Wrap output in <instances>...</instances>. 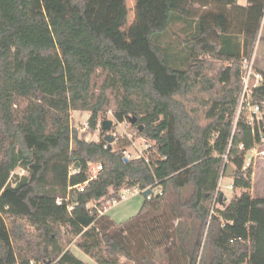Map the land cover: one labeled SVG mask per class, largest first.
Returning a JSON list of instances; mask_svg holds the SVG:
<instances>
[{
	"label": "trees",
	"instance_id": "16d2710c",
	"mask_svg": "<svg viewBox=\"0 0 264 264\" xmlns=\"http://www.w3.org/2000/svg\"><path fill=\"white\" fill-rule=\"evenodd\" d=\"M90 1L0 0V76L23 99L0 93V264H85L65 227L90 264H264V196L252 195L254 170L245 167L264 142L244 115L235 125L241 61L253 56L264 0H161L162 23L149 24L139 44L122 29L127 0H103L96 23ZM254 99L264 100V80ZM109 109L152 141V166L125 160L127 138L110 149L103 135L86 140L71 124L72 111L88 110L89 129H102ZM225 161L242 193L213 204ZM91 163L103 169L89 180ZM17 168L28 173L13 184ZM137 186L162 194L122 224L97 212ZM169 192L176 201L165 200ZM165 203L172 217L162 219Z\"/></svg>",
	"mask_w": 264,
	"mask_h": 264
},
{
	"label": "rangeland",
	"instance_id": "374dc122",
	"mask_svg": "<svg viewBox=\"0 0 264 264\" xmlns=\"http://www.w3.org/2000/svg\"><path fill=\"white\" fill-rule=\"evenodd\" d=\"M136 1L137 0H127L128 6L130 8V12L127 21L122 26V29L125 31L128 40H130L133 44H139L141 42L143 34L146 31L149 24L155 26L161 25L163 13H164V4L163 2H161V0H156L152 4L146 5L142 11L136 7ZM90 4L95 8L91 16V20L95 23L101 21L103 19L101 15V11L103 8H105V2L103 0H91ZM177 31L180 37L183 39V41L187 38H190L191 36L190 34L187 33V31H189L188 28H186L183 31L182 27L179 26ZM169 38H173V37L170 36ZM164 39L166 40L167 38ZM183 41H180L181 43L180 47L184 49L185 44H183ZM255 49L258 57L257 59H259L264 65V19L261 28L259 30L258 40L256 42ZM255 49L253 55H255ZM255 66L259 68L257 65V61L255 62ZM0 93L10 103L17 101L18 99L21 102L23 100L21 99L19 88L15 84H13L11 79L6 75L0 76ZM90 115L91 112L88 110L72 111L71 113L72 126H75L76 128L81 130V128L84 126V123L89 121ZM108 119H111L109 115H108ZM117 129L121 130L120 126H117ZM81 132L85 133V139L89 141L100 140V138H102V135L103 137H105L107 134V132L102 130L101 128L94 131L90 129H86L85 131L81 130ZM120 138L122 137H117L115 140L118 143H120V141H118V139ZM138 143L140 142L138 141ZM133 149L134 148H131V150ZM258 149L249 150L246 154V161L250 160ZM261 149H264V145L262 146ZM90 168H92V165L89 166V169ZM253 170L255 174H253L254 184L251 193L252 195L253 194L264 195V155H259L257 159L253 161ZM27 173L28 172L26 170L22 168H17L12 175V183L13 184L16 183L22 176L26 175ZM232 183H233V178L230 176H224L220 183L221 193H224L227 202H229L232 199V197H234L235 195H240L242 193V190L240 188L227 187L229 185H232ZM160 190L161 188L154 189L156 193H158ZM133 192H135V190H133ZM191 192H192V188L190 186L183 190L184 196H189ZM176 198L177 196H173L169 192L165 200L176 201ZM145 200H146V196L143 193H133V194L128 193L127 197L122 199L121 201L114 202L111 205L108 203L107 206L110 207L108 208L105 214H107L114 222L118 224L125 223L130 218L134 217L139 213L141 206L143 205ZM165 205H166L165 210L166 212H168L169 210L168 204L165 203ZM184 213H187V211H185ZM168 216L172 217L171 212L170 213L168 212L161 218L164 219L167 218ZM187 223L188 226H190L192 223L191 219L187 220ZM141 228L146 229V227L143 225L141 226ZM65 231H66L65 237L68 242V247L71 248L76 253L77 256L82 258L85 261V264L96 263L94 258H92L90 255L85 254L82 250L76 247L75 245L76 237L72 235L68 227H65ZM125 260H126L125 257H121V261L124 262ZM125 262L127 264H132V262L130 261H125Z\"/></svg>",
	"mask_w": 264,
	"mask_h": 264
},
{
	"label": "built area",
	"instance_id": "2783aa9c",
	"mask_svg": "<svg viewBox=\"0 0 264 264\" xmlns=\"http://www.w3.org/2000/svg\"><path fill=\"white\" fill-rule=\"evenodd\" d=\"M254 56V55H253ZM243 57L241 61V67H242V90L238 98V104L235 111V125L238 120V117L240 115H244L247 119V122L251 125L252 130L254 133L259 132L260 134V140L261 142H264V100L262 101H256L254 99V89L258 88L263 83V74L256 68L255 66V59L254 57ZM111 117V119L114 121L113 128L109 131L112 135L115 136V139L117 137H123L127 138L129 141V144L127 147L123 149V155L125 159H136L141 158L144 159L145 162L152 166L153 163L156 162V160L159 158V154L157 151L151 150L152 147V141L150 139H147L145 137H138L137 134L130 130V124L128 121L119 122L114 117L113 111L109 110L107 113ZM117 126H120L121 130L117 129ZM90 123L89 121L84 123V126L81 128V130L85 131L86 129H89ZM138 141L140 143H138ZM262 145H258L250 150L258 149L257 152L253 155V157L246 161L245 158V167H249L250 165L253 166V161L257 159L259 155H264V149H261ZM243 146V145H241ZM131 148H134L131 150ZM92 165V168L89 169V180H92L96 178L99 174V172L103 169L102 164H90ZM227 161L223 164V168L221 171V177L219 181V186L217 189V192L215 194V197L213 199V204L217 203V199L220 198L221 194V180L224 176H226L227 172ZM79 169L77 167L72 168L71 174L77 173ZM88 180V181H89ZM85 183L81 184L78 188L80 191H83L85 188ZM228 188H232V185L227 186ZM151 190V193L146 195L147 199L154 198L158 193L162 194V191H159L156 193L153 188L147 187L145 189L140 188L139 186L128 188L125 187L121 190V198L124 199L127 197L128 193H145L147 190ZM135 190V192H133ZM57 203L61 202V198H58L56 200ZM117 202V199L109 200L108 203L111 205L112 203ZM93 207L95 206L92 204ZM108 206L105 205L102 208L97 207V212L99 214H105L108 210ZM33 264V263H32Z\"/></svg>",
	"mask_w": 264,
	"mask_h": 264
},
{
	"label": "water",
	"instance_id": "95a60500",
	"mask_svg": "<svg viewBox=\"0 0 264 264\" xmlns=\"http://www.w3.org/2000/svg\"><path fill=\"white\" fill-rule=\"evenodd\" d=\"M130 122H131L132 124L136 123V122H137V118H136V117H131ZM113 125H114V121H113L112 119H106V120L103 122V124H102V129H103L104 131L107 132V134H106V136H105V140L109 143V148H110V149L112 148V146H111L112 143L115 141V136L112 135V134L109 132V131L112 129ZM139 128H140V130H141V129L143 128V126H140ZM125 160L127 161L128 159H125ZM76 166H79V163H76ZM234 174H235V172H234V167H233L231 164H229V165L227 166L226 176H230V177H232V176H234ZM149 193H151V190H150V189L147 190L144 194H145V196H146V195H148ZM222 198H225L224 193H221V194H220V200H222Z\"/></svg>",
	"mask_w": 264,
	"mask_h": 264
},
{
	"label": "crops",
	"instance_id": "0c3cea01",
	"mask_svg": "<svg viewBox=\"0 0 264 264\" xmlns=\"http://www.w3.org/2000/svg\"><path fill=\"white\" fill-rule=\"evenodd\" d=\"M238 3L239 4H242V5H246L247 4V0H238ZM257 48V47H256ZM258 57H257V54H256V49H255V55H254V59H255V62L257 61V65H258V67L259 68H257L261 73H262V71H264V65H263V63L259 60V59H257ZM255 174V173H254ZM253 184H254V182H253ZM253 195H255V194H253ZM262 196H264V195H262Z\"/></svg>",
	"mask_w": 264,
	"mask_h": 264
}]
</instances>
